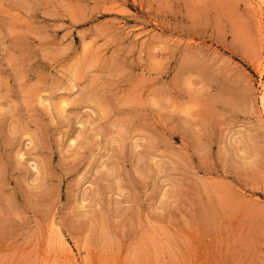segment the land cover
<instances>
[{
    "label": "rangeland",
    "instance_id": "rangeland-1",
    "mask_svg": "<svg viewBox=\"0 0 264 264\" xmlns=\"http://www.w3.org/2000/svg\"><path fill=\"white\" fill-rule=\"evenodd\" d=\"M255 1L0 0V264H264Z\"/></svg>",
    "mask_w": 264,
    "mask_h": 264
},
{
    "label": "bare ground",
    "instance_id": "bare-ground-1",
    "mask_svg": "<svg viewBox=\"0 0 264 264\" xmlns=\"http://www.w3.org/2000/svg\"><path fill=\"white\" fill-rule=\"evenodd\" d=\"M256 1H258V2H260L261 4H264V0H256ZM255 1V2H256ZM264 35V34H263ZM263 59H264V57H262ZM262 89H263V93H262V95H261V102L263 103V105H264V80H263V84H262ZM262 92V91H261ZM260 97V96H259ZM96 99V98H95ZM94 99V100H95ZM262 105V104H261ZM65 108V107H64ZM90 223V222H89ZM95 223V222H94Z\"/></svg>",
    "mask_w": 264,
    "mask_h": 264
}]
</instances>
